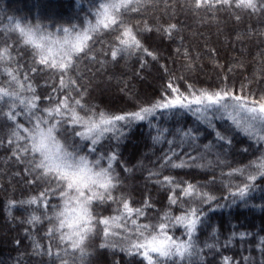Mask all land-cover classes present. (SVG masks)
Masks as SVG:
<instances>
[{
    "label": "trees",
    "instance_id": "1",
    "mask_svg": "<svg viewBox=\"0 0 264 264\" xmlns=\"http://www.w3.org/2000/svg\"><path fill=\"white\" fill-rule=\"evenodd\" d=\"M116 2L119 0H0V51L7 49L11 55V60L7 56L0 60V86L7 87L6 81L10 79L5 68L14 72L19 68L16 74L24 84L21 95L29 98L33 95L28 91V83H31L35 95L52 96L54 103L58 93H54L52 88L60 86L59 73L34 63L33 46L24 43L17 23L21 26L39 24L43 28L42 34L47 36L51 33L53 39L63 38L62 29L69 28L70 38H74L76 32L95 27L101 4ZM194 3L195 0H140L137 12L125 13L132 24L140 23L143 27L146 23L152 28L153 39L146 42V46L157 52L158 60L137 52L131 56L120 54L116 62L111 58L116 33L102 26L90 32L93 39L89 47L92 51L87 56L81 54L76 70L68 74L72 79L79 77L82 103L87 102L94 110L106 115H120L154 102L165 89L171 95L168 88L171 82L183 94H187L188 85L208 90L226 86L230 92L246 97L249 106L253 101L258 106L264 99V15L259 10L252 15L242 12L239 13L242 19L236 22L223 10L211 12L201 8L193 11ZM169 25H177L178 28L172 32L171 38L155 31L157 27L166 29ZM73 26L75 31H72ZM244 43L248 44L246 50L242 47ZM53 58L59 59L55 47L48 54V59ZM141 60L144 61L143 67ZM32 67L43 70L31 72ZM25 71L28 80H24ZM67 80L66 76L65 84ZM12 88L16 90L15 85ZM72 95L76 93L72 92ZM37 103L40 109L52 106L46 100ZM0 106L7 110L3 101H0ZM245 115L251 121L250 125L241 121ZM19 119L26 127L31 126L24 115ZM10 126V122L0 117V139L7 141ZM66 126L69 129L73 127ZM75 127L77 131L81 130L78 125ZM225 128L232 129L228 134L232 144L221 148L216 132ZM181 129L189 132L198 130L193 133L197 138L193 140L184 136ZM121 132L120 147L116 151L122 156L118 157V163L113 162L112 165L113 175L120 176L121 184L114 195L124 194L133 208L141 207L148 200L147 219L138 218L139 224H155L163 221L165 213L175 217L190 207H203L204 222L198 224L193 241L197 249H203V254L193 256L191 264H224L225 257L230 258L232 264H264V244L261 243L264 239V178L257 176L256 188L249 192L246 203L238 197L233 203L236 186L247 183L248 173L255 171V165L261 162L259 158L264 152V141L256 139L264 132L248 113L234 111L231 107L213 113L203 106L200 112L195 111V106L193 110H159L151 124L148 119L133 121ZM71 135L69 131L68 136ZM108 135L111 134H106L102 141L106 145L109 143ZM58 139L64 143L63 137L58 136ZM111 143H117L115 136ZM170 147L179 157L174 159V163L184 161L183 167H162L165 162L161 157L165 153L172 156ZM80 154L86 155L85 152ZM88 159L95 157L89 156ZM101 167H108L106 158L101 161ZM232 169L241 171L230 174ZM157 171L185 183L179 187L162 183L163 176H150ZM31 179L24 173V166L12 156L8 144L0 145V264H61L57 259V240L48 236L51 225L47 218L53 215L51 206L62 207L63 202L58 195L46 197L51 201L47 210L43 200L28 203L30 199L39 197L45 188L40 181L29 183ZM188 184L195 186L197 194H183ZM204 192L215 197L210 205L199 203V193ZM170 196L177 202L171 203ZM10 201H15V205ZM116 208V204L109 206L106 203L94 211L110 217L118 215L113 211ZM120 210L123 211L122 206ZM33 215L40 217L35 224L29 223ZM118 223L109 222L107 235L105 225L94 224L90 237L85 241L83 264H136L142 259L136 256L133 260L121 250L126 247V241L118 231ZM122 231L127 234V229ZM169 234L187 239L183 225L171 228ZM17 239L22 240L19 246L15 243ZM50 243L51 255L48 252ZM206 245L215 247L209 250ZM59 247L60 256L68 264H81L79 252L72 254L73 250L69 248L70 254L65 256L64 245L61 243ZM185 264H188L187 258Z\"/></svg>",
    "mask_w": 264,
    "mask_h": 264
},
{
    "label": "snow or ice",
    "instance_id": "2",
    "mask_svg": "<svg viewBox=\"0 0 264 264\" xmlns=\"http://www.w3.org/2000/svg\"><path fill=\"white\" fill-rule=\"evenodd\" d=\"M139 6L140 0H119L116 3L101 4V11L97 13L95 27L85 29L83 32H76L74 38H70L69 28L62 29L63 38L53 39L51 33L47 36L42 34L43 28L39 24L21 26L17 23L16 25L24 43L33 46L34 63L43 65L53 72H58L60 86L52 88L54 93H58L54 103L52 96L35 95L31 83H28V91H31L33 95L30 98L25 97L21 95L24 84L16 74L20 69L17 68L14 72L11 68H5L4 71L10 79L6 81L7 87L0 86V101H3L7 110L0 106V117L10 122L11 126L7 141L0 139V145L5 142L8 144L12 156L24 166L26 176L32 177L28 181L29 183L40 181L45 185L44 191L40 193L39 197L30 199L28 203H37L39 200H43L44 208L47 210L51 201L46 197L58 195L63 202L62 207L52 205L53 215L47 218L51 225L48 228V236L55 237L57 240V259L61 260V264H68V261L60 256L59 245L61 243L64 245L65 256L70 254L68 249L71 248L72 254L80 253V261L83 264L86 254L85 241L90 237L94 224L105 225L104 231L107 235V225L110 221L119 222L118 231L126 241V247L121 250L126 251L133 260L136 256L142 258L136 264H177L178 260L179 264H185L186 258L188 264H191L193 256L203 254V249H197L193 242L198 224L204 222L202 219L205 217L203 207H190L182 215L175 217H170L165 213L162 222L141 225L138 223V218L147 219V212L150 208L148 200H145L141 207L133 208L124 194L114 195L121 184L120 176L113 175L112 165L113 162L118 163V157L122 156V153L116 151L120 147L119 139L123 135L122 128L129 127L133 121H144L145 119H148L151 124L159 110H193L195 106V111L200 112L201 106H203L206 111L213 113L219 112L221 109L227 110L229 107L237 112H246L252 121L259 124L261 132H264V99L259 102L258 106L255 101L252 102V106H249L246 97L230 92L226 86L217 90H208L195 89L192 85H188L187 94H183L178 87H174L169 82L168 88L171 89V95L165 89L164 94L154 102L138 106L136 111L124 112L120 115H106L104 112L94 110L87 102L82 103V86L78 85L79 77L72 79L68 74L76 70V64L79 62L81 54L87 56L92 51L89 42L93 37L89 33L94 32L96 28L102 26L104 29H111L116 33V43L111 50V58L116 62H118L116 58L120 54L131 56L137 52H141L153 60L159 59L157 52L146 46V42L153 39L152 28L146 23L143 27L140 23L132 24L125 16L126 12H137ZM201 8L211 12L223 10L232 15L236 22H239L242 19L239 13L242 12L252 15L259 10L264 15V0H260L259 3L257 0H195L192 10L199 11ZM72 31H75L74 26ZM155 31L168 34L171 38L172 32L178 31V28L177 25H169L166 29L157 27ZM54 47L59 53V59L50 60L48 54L53 51ZM5 56L11 60L7 49L0 51V60H3ZM140 62L143 67L144 61ZM39 70L43 69L38 67L30 69L31 72ZM66 76L68 77L67 84H65ZM28 79L27 71H25L24 80ZM12 85L16 86V90H13ZM69 88L71 91H68ZM72 92H75L76 95L73 96ZM5 97H7L6 100ZM42 100L48 101L52 106L40 109L37 102ZM19 105L23 107L19 108ZM81 112L84 114L81 115ZM37 113L42 114L38 115ZM21 115L25 116L30 127H26L24 123L20 122ZM237 123L239 122L237 121ZM66 125L73 127L69 129ZM77 125L81 129L80 131H77L75 127ZM117 125H120V128H117ZM69 131L72 133L71 137L68 136ZM157 131L160 130L157 129ZM197 131L196 129L191 132L180 130L184 136L193 140L197 138L193 135ZM231 131L232 129L225 128L216 132V139L221 142V148L232 144V139L228 138ZM109 133L111 135H108L109 143L106 145L102 141ZM179 134L177 133V135ZM58 136L63 137L64 143L60 142ZM114 136L117 139L116 144L111 143ZM77 137L80 139L77 140ZM256 139L258 142L264 141V135H258ZM82 152H85L86 155H81ZM169 152L172 153L171 157L167 153L161 157V160L165 162L162 167L164 169H167L169 165L172 168L183 167L184 161L174 163V159H179V157L171 147ZM89 156L95 157V159L89 160ZM105 158L108 161L107 168L101 167V161ZM259 159L261 162L255 165V171L248 173L247 183L236 186L233 203H235L236 197L246 203L249 192L256 188L257 176L264 178V152ZM239 171L241 170L232 169L230 174ZM152 175L163 176L162 183L175 184L176 187L185 183L184 181L177 182L172 176L163 175L162 171L150 173V176ZM183 194H197L195 186L188 184L183 189ZM199 197L201 205H210V202L215 200V197L207 192L199 193ZM169 200L171 203L177 202L171 196ZM9 203L15 205L16 202L10 201ZM106 203L109 206L116 204L117 208L113 211L118 215L104 217L95 213L96 207ZM121 206L123 211L120 210ZM219 206L217 205V207ZM39 220L40 217L33 215L29 223L35 224ZM129 223L131 224L130 228ZM178 224L183 225L187 239L175 238L174 235L169 234L171 228ZM123 229H127V234L123 233ZM15 243L19 246L22 244V240L17 239ZM261 243L264 244V239ZM206 247L212 250L215 246L206 245ZM48 252L51 255V243ZM224 264H232L231 259L225 257Z\"/></svg>",
    "mask_w": 264,
    "mask_h": 264
},
{
    "label": "rangeland",
    "instance_id": "3",
    "mask_svg": "<svg viewBox=\"0 0 264 264\" xmlns=\"http://www.w3.org/2000/svg\"><path fill=\"white\" fill-rule=\"evenodd\" d=\"M245 50L248 48V44H247V46L245 45V43L243 44V46H242ZM250 48V47H249ZM246 52V51H245ZM263 87V86H262ZM263 89H264V87H263ZM260 96H262V95H260ZM110 97L112 98V95H110ZM249 119H248V117L245 115V116H242L241 117V121L243 122V123H245V122H247V124L248 125H250V123H251V121H248Z\"/></svg>",
    "mask_w": 264,
    "mask_h": 264
}]
</instances>
